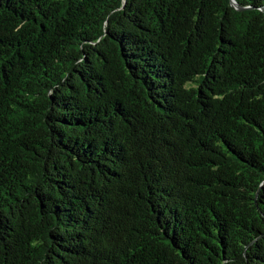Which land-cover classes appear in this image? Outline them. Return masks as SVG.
I'll use <instances>...</instances> for the list:
<instances>
[{"label":"trees","instance_id":"trees-1","mask_svg":"<svg viewBox=\"0 0 264 264\" xmlns=\"http://www.w3.org/2000/svg\"><path fill=\"white\" fill-rule=\"evenodd\" d=\"M0 0V264H264V0Z\"/></svg>","mask_w":264,"mask_h":264},{"label":"water","instance_id":"water-1","mask_svg":"<svg viewBox=\"0 0 264 264\" xmlns=\"http://www.w3.org/2000/svg\"><path fill=\"white\" fill-rule=\"evenodd\" d=\"M230 2H231V6L233 7V8H235V10H237V11H244V10H246L245 8H241V7H239L233 0H230Z\"/></svg>","mask_w":264,"mask_h":264}]
</instances>
